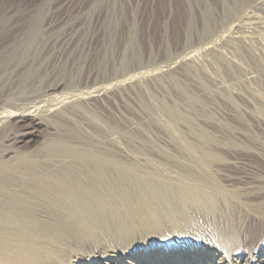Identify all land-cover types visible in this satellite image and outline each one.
Here are the masks:
<instances>
[{
    "label": "bare ground",
    "instance_id": "bare-ground-1",
    "mask_svg": "<svg viewBox=\"0 0 264 264\" xmlns=\"http://www.w3.org/2000/svg\"><path fill=\"white\" fill-rule=\"evenodd\" d=\"M76 1L0 0V264H264V75L211 154H125L136 77H79L105 62Z\"/></svg>",
    "mask_w": 264,
    "mask_h": 264
},
{
    "label": "rangeland",
    "instance_id": "rangeland-1",
    "mask_svg": "<svg viewBox=\"0 0 264 264\" xmlns=\"http://www.w3.org/2000/svg\"><path fill=\"white\" fill-rule=\"evenodd\" d=\"M77 1L55 16L86 9L75 17L77 26L89 19L85 37L76 39L81 46L96 44L105 62H87L79 77L90 70L89 84L113 73L136 77L119 97L125 154L136 155L138 145L151 155L211 154L218 125L246 120L245 108L263 88L264 0Z\"/></svg>",
    "mask_w": 264,
    "mask_h": 264
}]
</instances>
